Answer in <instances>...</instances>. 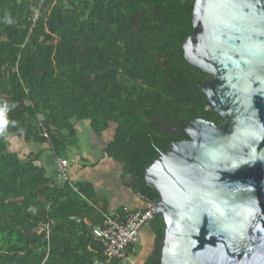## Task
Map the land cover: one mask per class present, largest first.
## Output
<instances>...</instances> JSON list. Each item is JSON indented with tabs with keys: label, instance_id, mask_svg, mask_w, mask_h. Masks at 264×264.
I'll list each match as a JSON object with an SVG mask.
<instances>
[{
	"label": "trees",
	"instance_id": "16d2710c",
	"mask_svg": "<svg viewBox=\"0 0 264 264\" xmlns=\"http://www.w3.org/2000/svg\"><path fill=\"white\" fill-rule=\"evenodd\" d=\"M195 2L0 0V264H94L102 249L92 226L110 213L91 186L48 178L32 156L11 153L8 138L66 158L77 122L97 136L113 126L103 153L141 179L133 191L147 210L159 196L145 170L181 141L160 123L222 122L202 92L209 76L185 59ZM147 228L153 248L143 264H160L162 219Z\"/></svg>",
	"mask_w": 264,
	"mask_h": 264
},
{
	"label": "water",
	"instance_id": "95a60500",
	"mask_svg": "<svg viewBox=\"0 0 264 264\" xmlns=\"http://www.w3.org/2000/svg\"><path fill=\"white\" fill-rule=\"evenodd\" d=\"M192 17L185 59L222 122L181 123L188 141L145 170L160 264H264V0H196Z\"/></svg>",
	"mask_w": 264,
	"mask_h": 264
},
{
	"label": "crops",
	"instance_id": "0c3cea01",
	"mask_svg": "<svg viewBox=\"0 0 264 264\" xmlns=\"http://www.w3.org/2000/svg\"><path fill=\"white\" fill-rule=\"evenodd\" d=\"M75 128L78 143L69 150L66 157L70 166L71 181L91 186L96 195L95 197L101 202L106 201L110 212L120 215V210L124 208L132 210L146 209L148 203L130 187V177L124 176L123 166L103 153V150L112 140V136H114V127L112 126L100 136L94 133L88 121L77 122ZM8 140L11 153L18 154L21 159L32 156L37 165L46 170L48 178L60 182L55 169L56 157L49 145L27 143L22 138L11 137ZM148 230V228L144 230L143 238ZM139 244L135 252L130 255L127 264H143L145 261L144 252L141 254L142 257L132 261L134 255L137 257Z\"/></svg>",
	"mask_w": 264,
	"mask_h": 264
},
{
	"label": "built area",
	"instance_id": "2783aa9c",
	"mask_svg": "<svg viewBox=\"0 0 264 264\" xmlns=\"http://www.w3.org/2000/svg\"><path fill=\"white\" fill-rule=\"evenodd\" d=\"M37 19L38 13H35L31 20L36 24ZM37 119L40 126H42L45 117L38 114ZM43 135L46 139L49 138L45 130H43ZM55 169L61 183L71 181L70 166L66 158H57ZM155 211L153 204H151L147 210L124 208L121 215L114 212L102 214L101 223L92 226L94 238L99 242L102 249V258L96 259L94 264H109L111 262L127 264L130 255L135 252L140 242L143 231L151 224V218ZM72 220L81 222L80 219L75 217ZM43 227L47 236H49L51 232L50 224H45Z\"/></svg>",
	"mask_w": 264,
	"mask_h": 264
},
{
	"label": "flooded vegetation",
	"instance_id": "af4514ba",
	"mask_svg": "<svg viewBox=\"0 0 264 264\" xmlns=\"http://www.w3.org/2000/svg\"><path fill=\"white\" fill-rule=\"evenodd\" d=\"M180 125L181 123L179 122L174 124L160 123L162 130L164 131V133H166L167 136L172 138H180V142L188 141L187 136L184 135L185 133L183 131H180Z\"/></svg>",
	"mask_w": 264,
	"mask_h": 264
},
{
	"label": "rangeland",
	"instance_id": "374dc122",
	"mask_svg": "<svg viewBox=\"0 0 264 264\" xmlns=\"http://www.w3.org/2000/svg\"><path fill=\"white\" fill-rule=\"evenodd\" d=\"M140 241H141V243L139 244L140 248L138 250V254L136 255L137 257H135V255H134L133 256L134 258L132 259V261H135L139 257H142L141 254H143V252L146 253L147 250L150 251L153 248L152 236L149 233H146L144 238H143V236H141Z\"/></svg>",
	"mask_w": 264,
	"mask_h": 264
},
{
	"label": "clouds",
	"instance_id": "9594fccd",
	"mask_svg": "<svg viewBox=\"0 0 264 264\" xmlns=\"http://www.w3.org/2000/svg\"><path fill=\"white\" fill-rule=\"evenodd\" d=\"M7 109H6V107H5V109H2V110H0V111H6Z\"/></svg>",
	"mask_w": 264,
	"mask_h": 264
}]
</instances>
